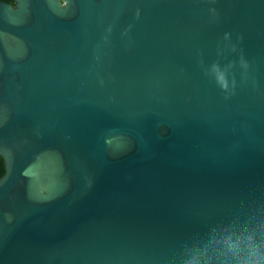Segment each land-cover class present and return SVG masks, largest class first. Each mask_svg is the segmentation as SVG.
Segmentation results:
<instances>
[{
  "label": "water",
  "instance_id": "water-1",
  "mask_svg": "<svg viewBox=\"0 0 264 264\" xmlns=\"http://www.w3.org/2000/svg\"><path fill=\"white\" fill-rule=\"evenodd\" d=\"M0 157V264H234L264 242V0H0Z\"/></svg>",
  "mask_w": 264,
  "mask_h": 264
},
{
  "label": "clouds",
  "instance_id": "clouds-1",
  "mask_svg": "<svg viewBox=\"0 0 264 264\" xmlns=\"http://www.w3.org/2000/svg\"><path fill=\"white\" fill-rule=\"evenodd\" d=\"M218 79L223 83V76H218ZM246 241V255L240 258L243 251L241 249V241L239 239L232 241L229 239L225 242L224 255L236 258L234 264H264V242L257 243L251 236L245 237ZM226 264H232L231 261Z\"/></svg>",
  "mask_w": 264,
  "mask_h": 264
},
{
  "label": "trees",
  "instance_id": "trees-1",
  "mask_svg": "<svg viewBox=\"0 0 264 264\" xmlns=\"http://www.w3.org/2000/svg\"><path fill=\"white\" fill-rule=\"evenodd\" d=\"M3 1H6V2H10L12 3V0H3ZM4 173V165H3V160L2 158L0 157V176Z\"/></svg>",
  "mask_w": 264,
  "mask_h": 264
}]
</instances>
